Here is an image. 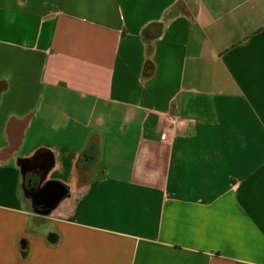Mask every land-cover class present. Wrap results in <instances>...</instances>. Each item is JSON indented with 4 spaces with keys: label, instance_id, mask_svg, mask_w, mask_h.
<instances>
[{
    "label": "crops",
    "instance_id": "0c3cea01",
    "mask_svg": "<svg viewBox=\"0 0 264 264\" xmlns=\"http://www.w3.org/2000/svg\"><path fill=\"white\" fill-rule=\"evenodd\" d=\"M0 264H264V0H0Z\"/></svg>",
    "mask_w": 264,
    "mask_h": 264
},
{
    "label": "water",
    "instance_id": "95a60500",
    "mask_svg": "<svg viewBox=\"0 0 264 264\" xmlns=\"http://www.w3.org/2000/svg\"><path fill=\"white\" fill-rule=\"evenodd\" d=\"M87 151L85 150V152H84V154L86 153ZM50 168L49 167H47V168H44L41 172H40V174L39 175H35L36 176V178H37V183H36V185H37V187L38 186H40L41 185V183L44 181V179L46 178V176H47V173H48V170H49ZM28 170H30L29 168H26V170H23V173H22V176H23V180H24V182H25V179H26V177H27V171ZM48 187H49V185L47 184V183H45V184H43V186H41L40 188H38L37 190V194H44V195H46V193H47V191H48ZM54 193V192H53ZM62 200V196L61 197H59V198H53V199H47V200H44V199H42V200H36V202L37 203H42V202H45V203H47L48 205H49V210H52V209H54L57 205H58V203L60 202ZM21 242L23 243L22 245H23V247H22V251L25 253L26 252V250H27V243H26V240L25 239H22L21 240Z\"/></svg>",
    "mask_w": 264,
    "mask_h": 264
},
{
    "label": "trees",
    "instance_id": "16d2710c",
    "mask_svg": "<svg viewBox=\"0 0 264 264\" xmlns=\"http://www.w3.org/2000/svg\"><path fill=\"white\" fill-rule=\"evenodd\" d=\"M147 49H148V53H149V51H150V47H148ZM152 69H153V64H152L151 59L148 57V58L146 59V63H145V68H144V70L147 72V71H152Z\"/></svg>",
    "mask_w": 264,
    "mask_h": 264
},
{
    "label": "built area",
    "instance_id": "2783aa9c",
    "mask_svg": "<svg viewBox=\"0 0 264 264\" xmlns=\"http://www.w3.org/2000/svg\"><path fill=\"white\" fill-rule=\"evenodd\" d=\"M168 135L167 134H164V135H162V139L164 140V141H168Z\"/></svg>",
    "mask_w": 264,
    "mask_h": 264
}]
</instances>
